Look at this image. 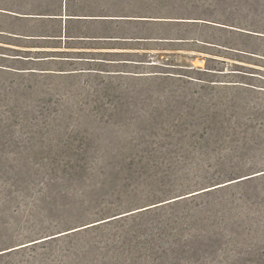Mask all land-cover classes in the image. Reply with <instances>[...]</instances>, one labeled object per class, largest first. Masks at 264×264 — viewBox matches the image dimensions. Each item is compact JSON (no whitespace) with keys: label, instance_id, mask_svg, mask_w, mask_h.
<instances>
[{"label":"rangeland","instance_id":"rangeland-1","mask_svg":"<svg viewBox=\"0 0 264 264\" xmlns=\"http://www.w3.org/2000/svg\"><path fill=\"white\" fill-rule=\"evenodd\" d=\"M64 5L68 13L130 19L128 26H136L132 31L140 36L176 33L146 32L148 21L143 20L149 16L225 26L226 33L217 29L194 33L214 34L217 40L264 54V39L229 30H241L239 26L264 32V0H66ZM3 6L56 14L63 2L0 0ZM26 23L32 31L34 23ZM43 23L48 32L56 27ZM0 25L26 30L11 21ZM83 31L100 32L94 25ZM0 39V45L14 46L8 37ZM145 43L155 48L117 41H72L76 48H60L36 40L17 46L31 51L68 49V56L102 57L115 64L76 57L4 61L19 67L85 71L0 74V264H95L103 257L102 263L112 264L113 247H102L114 241L113 246H121V227L103 223L93 228L113 218L101 217L215 187L196 202L199 212L181 234L176 264H264V56L236 58L233 52L194 43ZM166 53L173 60L167 62L196 69H204L208 58L215 59L208 62L218 69L231 62L246 65L252 69L244 80L262 87L218 82L242 80L238 74L165 68L144 61L161 55L163 62ZM123 59L138 61L125 64ZM152 71L182 73L194 81L142 76ZM183 193L187 194L177 196ZM126 249L130 248L118 250ZM165 264L173 263L169 259Z\"/></svg>","mask_w":264,"mask_h":264},{"label":"trees","instance_id":"trees-1","mask_svg":"<svg viewBox=\"0 0 264 264\" xmlns=\"http://www.w3.org/2000/svg\"><path fill=\"white\" fill-rule=\"evenodd\" d=\"M63 2V9L61 13L56 14H41V13H29L17 10L13 7L3 6L0 7V22L4 21H11V24L18 26L19 28H26L24 29H5L0 25V38L1 37H8L9 43L14 45L13 47H4L0 45V74L6 73L7 71L15 72V73H39V74H74V73H84V69H51V68H33V67H19L14 65H7L4 64V61L13 60V61H46V60H62V61H69L70 59L76 57L79 60H83L85 62H106L115 64L116 60L113 61L112 59L106 58H98V59H88L91 57L85 56H68L70 51L68 49H56V50H38V51H31V50H24L20 49L17 46L26 47V44L29 42H36V40H42L43 42H53L57 43L55 46L60 48H73L77 46L71 45L72 41H88V42H99L105 44L106 42L110 41H117V42H142L145 44L146 49H153L155 47H147V44H157L156 42H163L165 44H174V43H194L200 44L203 46L208 47H215L221 48L226 51L233 52L236 58L239 57H258L264 56L259 51L253 48H248L246 45L238 46L233 45L231 43H227V41L217 40L218 38L214 34L204 35L200 37L195 35L194 32L197 30L203 29H217L224 31L226 33V27L220 25H214L212 23L200 21V20H171V19H164V17H157V16H149L148 21V30H161V32H176L175 35H171L170 33H163L161 35H150V36H140L137 33H133L132 30H137V27H130L129 21L130 19H121L118 17H113L112 15H89V14H76V13H68L65 7L66 0H61ZM116 16V15H115ZM163 18V19H162ZM169 18V17H165ZM184 18V17H180ZM43 21L53 23L54 26L51 31H47V27L44 25ZM142 21V20H137ZM26 22L34 23L32 31L25 27L28 25ZM94 25L99 29V33L97 35H89L83 28H88L89 26ZM126 25V26H124ZM121 29L120 33L116 35H111L115 33H108V30L112 29ZM241 30L237 29H229L230 32H233L235 35H240L242 37H247L252 40L264 39V32L258 31L255 29H248L246 27H239ZM244 29V30H243ZM34 30V31H33ZM233 30V31H231ZM131 32V33H128ZM206 34V33H204ZM211 36V37H210ZM3 39H0L2 42ZM26 43V44H25ZM23 44V45H22ZM25 44V45H24ZM231 44V45H230ZM79 48H102V47H92V46H82ZM10 51V53H6L3 51ZM77 54L83 53L81 51H75ZM51 55H46V54ZM108 53V52H107ZM24 54H32V55H24ZM131 54V53H129ZM136 54V53H135ZM159 54V53H158ZM58 56V57H54ZM61 56V58H60ZM161 55H150L149 58L155 57L157 60L146 61L148 65L154 66H161L165 68H179L184 67V69L188 70H196V71H203L213 74H226L228 75H236L241 77L242 80H227V81H218V82H226L229 86H236L240 83H243L248 86H257L253 83L247 82L244 80L248 75V73L252 68L247 67L246 65H241L236 62L227 63L228 66L226 69H218L214 65L209 64L208 60L214 61L213 58L206 59V64L204 69H196L191 65L187 64H179L167 61H173L170 59L171 54L166 53L163 57V62L159 59ZM176 56V55H174ZM59 58V59H55ZM185 59H188L187 56H184ZM234 58V59H236ZM65 59V60H63ZM76 59V60H78ZM174 60H177L173 58ZM238 60V59H236ZM135 62L138 60L134 59H123L122 62L127 64L129 62ZM143 62V61H139ZM95 71H94V70ZM87 68L89 71H94V73L101 74L102 69H95V68ZM226 70V71H225ZM114 72L120 73L119 70H114ZM131 72V71H126ZM116 75V74H115ZM142 76H166V77H177L179 79H186V81H194L192 76L185 75L182 73L177 72H159V71H152L149 75H142ZM245 86V87H248ZM262 87V86H257ZM264 88V87H262ZM208 188V187H207ZM216 188L200 191L198 193L191 194L189 196H184L182 198L173 199L169 198L164 201H156L153 202L154 206L147 207L146 206H139L138 208H144L141 210H129L127 214L119 215L120 213L101 217L99 220H104L97 224L91 225L93 228H98L100 224H110L114 223L121 227V238L119 241V245L113 246L115 241L111 244V246H103L102 249H108L113 247V253L111 255L112 264H165L167 260H171L173 264L178 263L179 256H178V249L182 245L180 244V237L181 234L186 230L188 226H192L196 220V214L199 212L198 204L196 203L198 199H201L203 196L210 195L211 192L215 191ZM194 191H190L187 193H191ZM187 193H183L177 196H182ZM176 196V197H177ZM170 200V201H167ZM167 201V202H165ZM163 202V203H161ZM160 203V204H158ZM151 204V205H152ZM136 208V209H138ZM135 210V209H134ZM133 211V212H131ZM119 215V216H118ZM98 221V220H95ZM104 224V225H105ZM90 226V227H91ZM73 233V232H71ZM66 235V234H63ZM74 235V234H72ZM191 234H187L186 237H189ZM46 240V239H45ZM44 240V241H45ZM132 243L134 251L131 253L130 249H132ZM84 249V247H82ZM122 248H130L126 249V253H121L120 250ZM85 253V252H84ZM138 255H135V254ZM119 256L126 257L125 261H121ZM85 259V255L82 256ZM82 259V260H83ZM105 257L101 258L100 260H95L97 263L95 264H106L105 261L102 263ZM129 260V261H128ZM79 263V262H78Z\"/></svg>","mask_w":264,"mask_h":264}]
</instances>
